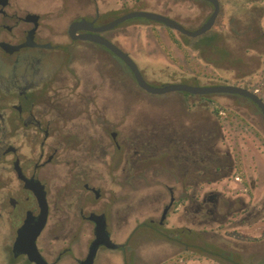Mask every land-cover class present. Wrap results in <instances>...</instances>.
Returning a JSON list of instances; mask_svg holds the SVG:
<instances>
[{
	"label": "flooded vegetation",
	"instance_id": "obj_1",
	"mask_svg": "<svg viewBox=\"0 0 264 264\" xmlns=\"http://www.w3.org/2000/svg\"><path fill=\"white\" fill-rule=\"evenodd\" d=\"M152 1L187 24L177 9L186 5ZM205 2L187 30L212 13ZM218 2L215 22L223 5L229 13L223 32L215 22L197 37L144 28L154 45L162 31L174 50L189 44L198 54L190 74L161 66L163 49L150 48L141 67L124 42L140 28L97 30L123 0H0V264H243L241 245L264 237V190L246 169L249 143L260 146L250 131L261 127L256 116L264 121L260 109L238 94L147 92L89 37L127 53L153 87L233 85L264 102V0ZM81 20L92 27L70 28ZM204 51L230 75L203 84ZM217 95L255 112L218 106Z\"/></svg>",
	"mask_w": 264,
	"mask_h": 264
},
{
	"label": "rangeland",
	"instance_id": "obj_2",
	"mask_svg": "<svg viewBox=\"0 0 264 264\" xmlns=\"http://www.w3.org/2000/svg\"><path fill=\"white\" fill-rule=\"evenodd\" d=\"M146 1L147 0H123V5H122L121 10H116L115 12L110 13L107 17L103 19V21L102 20L101 21L107 22L109 20H112L116 17H119L123 14L132 12V11H149V12L158 13L157 9L159 5L156 6L155 1L145 4ZM175 1H177V4L186 5V8H188V10L184 8H177L178 11H180L182 14L180 16V19L185 20V17L188 18L186 19L187 20L186 25L182 23L183 26L187 29H193L196 26H198L199 23L202 21V19L207 14V12L209 11V7L206 5L207 3L203 0H175ZM199 5L202 8V11H201L202 13L201 15H196L195 11L192 9ZM222 12L223 13L220 14V16L215 22V25H214L215 27L213 31L223 32L228 27L227 24L229 20L228 18L229 13H228L227 5H223ZM162 15L175 20V17L169 12L166 14H162ZM235 16L236 17L234 18V20L237 21L238 15H235ZM232 21H230V23H232ZM231 25H234V23ZM161 26H164V25H160L155 22L147 21L143 18H133V19H129L123 22L120 27L123 28L122 30L123 33H126L127 31L131 32L130 30L126 31L127 28H140L141 29L138 31L139 32L138 35L134 36V38L129 39V40L124 39V42H126L127 46L133 50V53L137 57V60L140 66L143 67L144 69H146V66L144 65L148 57L142 56V55H146V53H151L149 52L150 48L152 49V51H154L155 54H158L159 50L163 49L162 51L164 52V56L166 59H168V61L161 60L160 61L161 66L165 67L166 65L164 62H167L171 64L169 66L170 70L177 69V66H179L180 69L186 70L187 73L195 74L197 72V66H198V54L189 44L186 45V47L180 46L178 48L179 50H174L172 44L168 43L167 39L169 36L164 34L165 31H162L161 32L162 35L159 36L162 38V40L159 41L161 46L154 45V42L151 43L149 39H152V38H148L150 37L149 35L147 37L146 31L144 30V28L161 27ZM238 26L239 25L235 24V28H237ZM123 36L126 37L128 35L123 34ZM170 37L180 43L179 40L174 38V35ZM209 54H210V51H207V52L204 51V54H203V65L201 69L203 84H215L219 80V77L217 76L230 75L229 72H226L225 67H218V68L212 67L211 64L208 62V60L210 59ZM242 70L245 73L250 74L253 68L243 67ZM252 73L253 72H251V74ZM165 81L167 82V80ZM147 82L154 86L158 85L157 83L151 81L150 79H147ZM179 94H183V93H179ZM213 99L215 103L218 104V106H224V107L226 106L229 109H234V107H248L252 113L255 112L254 107L252 105L247 104L243 100H239V99L237 100L229 96H218V95L213 96ZM256 117L259 120L261 127L259 128V131H258V130H254L253 127L250 126V129L254 130V131L252 130L250 131L257 133V135L261 137L260 146L257 147V144L249 143V151H250L249 157L250 158L248 157L249 160H248V163L246 164L247 165L246 169L249 170L250 174L253 175V178L251 179V184L254 183L253 181L255 180L256 183H254V185L257 187L258 193L263 194L262 191L264 190V121L259 116H256ZM233 131L234 130L231 129V131H228V134L232 136ZM260 132L262 136L260 135ZM259 136H257L258 139H259ZM262 239H264V237L256 238V239H252L251 237L250 240H247L245 242L246 245H241L242 254L240 255L239 260H241L243 264H262V262H264V240L261 241ZM165 250L167 252V247L165 248ZM155 252H158V251L155 250ZM203 264H211V263L207 260H204Z\"/></svg>",
	"mask_w": 264,
	"mask_h": 264
},
{
	"label": "water",
	"instance_id": "obj_3",
	"mask_svg": "<svg viewBox=\"0 0 264 264\" xmlns=\"http://www.w3.org/2000/svg\"><path fill=\"white\" fill-rule=\"evenodd\" d=\"M205 1H208L212 4L213 11L210 14V16L208 17V19L199 28H197L194 31L187 30L186 28L181 26L179 23H177L175 20H173L169 17H166V16L159 14V13H154V12H149V11L128 12L126 14H123V15L117 17L113 21L108 22V23L98 27L97 30L98 31H104V30L110 29V28H112V27H114V26H116V25H118V24H120L126 20L133 19V18H143L146 20L161 23V24L165 25L166 27L175 29V30L179 31L180 33H183L187 36L197 37L199 35L206 33L208 30L211 29V27L213 26V24L215 22L217 15H218V12H219L218 0H205ZM89 27H92V25L90 23L86 22L85 20L76 21L70 25L71 29L89 28ZM85 36L88 37V35H85ZM89 37L92 40L103 43L109 49L114 51L124 61V63L130 68V70L132 71L138 85L142 89L146 90L147 92L161 94V93H166V92H170V91H186V92H190L193 94H212V93L238 94V95L244 96V97L252 100V102H254L257 105V107L260 109L262 115L264 116V102H263V100L261 98H259L258 95H256L254 92H251L250 90H247L245 88H241L238 86H233V85L190 86L187 84H169V85H165L162 87H153V86L149 85L144 80V78L142 77V75H141L140 71L138 70L136 64L128 56L127 53L122 52L121 50L117 49L116 47H114L110 42H108L105 39L96 38L93 36H89ZM105 244L107 247H116L115 244L111 243L108 240L105 241Z\"/></svg>",
	"mask_w": 264,
	"mask_h": 264
}]
</instances>
